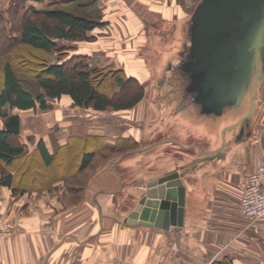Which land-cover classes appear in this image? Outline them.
Segmentation results:
<instances>
[{
	"label": "crops",
	"instance_id": "crops-1",
	"mask_svg": "<svg viewBox=\"0 0 264 264\" xmlns=\"http://www.w3.org/2000/svg\"><path fill=\"white\" fill-rule=\"evenodd\" d=\"M159 90L147 101V118L120 119L130 124L119 135L78 132L73 119L59 127L64 132L19 138L26 153L10 171L11 184L0 182V229L8 227L0 264H264V216L251 218L239 208L247 175L264 161L257 113L248 134L227 130V148L211 156L207 151L221 147V129L234 118H207L194 104L163 99ZM40 139L49 164L36 147ZM119 140L138 145L100 164L81 185L66 181L81 151L95 148L100 155ZM171 170L183 173L182 225L127 223L144 182Z\"/></svg>",
	"mask_w": 264,
	"mask_h": 264
},
{
	"label": "rangeland",
	"instance_id": "rangeland-1",
	"mask_svg": "<svg viewBox=\"0 0 264 264\" xmlns=\"http://www.w3.org/2000/svg\"><path fill=\"white\" fill-rule=\"evenodd\" d=\"M30 1L22 0L18 18L14 13L13 17L15 18L10 20V24L13 23L10 31L12 35H17L18 23L24 6L31 3L34 8L38 9L61 8L92 19L107 20V24L88 32L90 39L59 40L58 49L51 54H44L45 60L62 63L66 72L71 76H75L85 66L87 68L96 67L102 73L122 69V71L120 70L122 73L134 80L124 86L120 90L121 93H130L139 89L142 91V97L131 108L117 111L75 106L66 95L59 100L49 99L51 106L45 110L6 108L7 116L14 113L19 114L20 134H17L18 138L27 135L34 141L39 134L53 131L64 132L65 130L59 127H65L66 122L72 123L73 119L78 120H75L78 132H97L103 129L102 132L119 135L127 130L126 128L130 124L124 123L120 119L147 116V101L152 96L155 98L153 90H155L156 84L163 79H165L164 85H166L159 90L161 97L163 99H179L170 90L171 85L167 83H175L170 65L177 64L179 55H176V50L179 48V44L184 41L186 30L185 23L181 20L176 21V25H172L179 17L190 15L199 0H84L80 3L72 2L70 4L61 3L59 0ZM10 3V0H0V15ZM155 8L158 12L152 10ZM3 14L5 18L8 15V13ZM10 47L6 55H0V79L4 61L11 58V63L17 67L20 79L25 84L28 83L29 87L34 86L33 72L36 69V62L44 60L40 51L18 41L11 44ZM177 78L182 79L181 76H177ZM107 82L112 86V91L117 89L110 79ZM258 100L260 104L258 110L256 109L255 131L259 134L261 129H264V126L262 127L264 124V83ZM3 123L4 118H0V127L3 126ZM143 138L145 140L147 134ZM146 142L147 140L143 141V143ZM137 145L136 141L121 142L119 140L116 145L103 149L100 155L93 158L89 169L84 171L81 181H86L100 164L118 160L122 154L134 149ZM262 163L264 164V161H258L255 167ZM35 168L41 169L39 164H36ZM131 174L132 172L130 176Z\"/></svg>",
	"mask_w": 264,
	"mask_h": 264
},
{
	"label": "water",
	"instance_id": "water-1",
	"mask_svg": "<svg viewBox=\"0 0 264 264\" xmlns=\"http://www.w3.org/2000/svg\"><path fill=\"white\" fill-rule=\"evenodd\" d=\"M181 21L186 40L176 50V66L170 65L175 83L167 84L179 99L197 106L201 115L234 118L221 129V147L207 151L216 156L227 148L225 132L237 127L239 135L245 136L256 114L264 83V0H199ZM159 82L155 90L166 85L165 79ZM4 126L19 133V114L9 115ZM182 176L179 170H171L146 180L125 221L162 228L181 226Z\"/></svg>",
	"mask_w": 264,
	"mask_h": 264
},
{
	"label": "trees",
	"instance_id": "trees-1",
	"mask_svg": "<svg viewBox=\"0 0 264 264\" xmlns=\"http://www.w3.org/2000/svg\"><path fill=\"white\" fill-rule=\"evenodd\" d=\"M59 1L70 4L84 0ZM10 2L8 7L2 10L3 13H8L7 17L5 18L3 13L0 15V55H6L8 48H11L10 45L18 41L39 50L44 60L36 62V69L33 72L34 86L31 87L20 79L17 67L11 63V58L4 61L0 79V118H4V122L8 117L6 108L45 110L51 106L49 99L59 100L64 95L68 96L75 106L90 107L95 110H124L139 102L142 97L141 90L121 93L120 90L134 80L122 73V69L102 73L96 67L85 66L75 76H71L62 63L45 60L44 54H51L58 49L59 40L90 39L88 32L107 24V20L92 19L61 8L38 9L31 3L23 5L17 35H12L10 31L13 23L10 24V20L15 18L14 13L18 18L22 0H10ZM108 79L116 85L117 89H114V92L111 90L113 88L110 83L107 82ZM36 147L40 150L44 162L49 164L51 160L41 139ZM26 150L27 146L21 143L18 135L6 130L3 123L0 127V182L2 184H11L10 171L15 164L19 163V157L26 153ZM96 154L99 152L95 148L81 151L77 170L66 181L68 180L73 186L81 185L84 170L91 164Z\"/></svg>",
	"mask_w": 264,
	"mask_h": 264
},
{
	"label": "built area",
	"instance_id": "built-area-1",
	"mask_svg": "<svg viewBox=\"0 0 264 264\" xmlns=\"http://www.w3.org/2000/svg\"><path fill=\"white\" fill-rule=\"evenodd\" d=\"M243 215L251 218L264 216V164H259L248 175L239 202ZM7 226L0 229V237L7 232Z\"/></svg>",
	"mask_w": 264,
	"mask_h": 264
},
{
	"label": "flooded vegetation",
	"instance_id": "flooded-vegetation-1",
	"mask_svg": "<svg viewBox=\"0 0 264 264\" xmlns=\"http://www.w3.org/2000/svg\"><path fill=\"white\" fill-rule=\"evenodd\" d=\"M229 58V57H228ZM247 93H245V95H246ZM245 95L243 96V97H245Z\"/></svg>",
	"mask_w": 264,
	"mask_h": 264
}]
</instances>
